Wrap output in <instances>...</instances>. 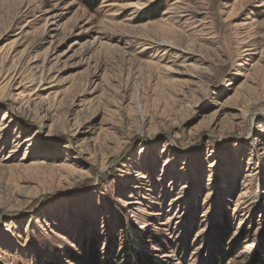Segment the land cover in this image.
Masks as SVG:
<instances>
[{
  "label": "rangeland",
  "instance_id": "1",
  "mask_svg": "<svg viewBox=\"0 0 264 264\" xmlns=\"http://www.w3.org/2000/svg\"><path fill=\"white\" fill-rule=\"evenodd\" d=\"M92 1L0 0V264H264V0Z\"/></svg>",
  "mask_w": 264,
  "mask_h": 264
},
{
  "label": "trees",
  "instance_id": "2",
  "mask_svg": "<svg viewBox=\"0 0 264 264\" xmlns=\"http://www.w3.org/2000/svg\"><path fill=\"white\" fill-rule=\"evenodd\" d=\"M90 1V0H89ZM88 0H83L84 3L89 2ZM93 3H91V7L95 8L99 3L100 0H94L92 1ZM92 248V247H91ZM134 251H132V249L130 250V252L124 248L123 251H121L120 253L116 254V257L113 259L111 255L108 254L104 259H101V256L97 253V251H95L93 248L90 251V257H86V259L80 258V257H71L72 261L74 264H116V262H118L119 260H121V258L124 256V258H126V262L127 264H136L138 258L136 257V255L133 253ZM90 258V260L88 261V259ZM263 258V256H262ZM150 264V263H148ZM251 264H261V259L256 260L255 263L252 262Z\"/></svg>",
  "mask_w": 264,
  "mask_h": 264
}]
</instances>
